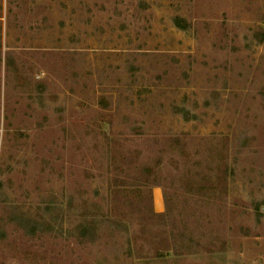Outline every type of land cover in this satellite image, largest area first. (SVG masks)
<instances>
[{"label":"rangeland","instance_id":"1","mask_svg":"<svg viewBox=\"0 0 264 264\" xmlns=\"http://www.w3.org/2000/svg\"><path fill=\"white\" fill-rule=\"evenodd\" d=\"M0 264H264V0H0Z\"/></svg>","mask_w":264,"mask_h":264},{"label":"crops","instance_id":"2","mask_svg":"<svg viewBox=\"0 0 264 264\" xmlns=\"http://www.w3.org/2000/svg\"><path fill=\"white\" fill-rule=\"evenodd\" d=\"M157 199H158V197H157ZM157 199H156V202H159V201H157Z\"/></svg>","mask_w":264,"mask_h":264}]
</instances>
